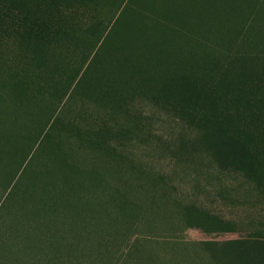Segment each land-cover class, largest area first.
<instances>
[{
  "label": "rangeland",
  "instance_id": "rangeland-1",
  "mask_svg": "<svg viewBox=\"0 0 264 264\" xmlns=\"http://www.w3.org/2000/svg\"><path fill=\"white\" fill-rule=\"evenodd\" d=\"M0 264H264V0H0Z\"/></svg>",
  "mask_w": 264,
  "mask_h": 264
}]
</instances>
